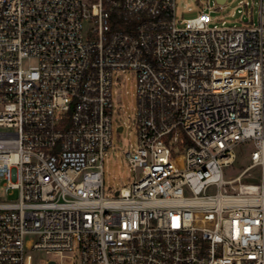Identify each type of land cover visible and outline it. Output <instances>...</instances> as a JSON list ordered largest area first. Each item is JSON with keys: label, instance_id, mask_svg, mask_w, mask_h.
I'll list each match as a JSON object with an SVG mask.
<instances>
[{"label": "built area", "instance_id": "obj_1", "mask_svg": "<svg viewBox=\"0 0 264 264\" xmlns=\"http://www.w3.org/2000/svg\"><path fill=\"white\" fill-rule=\"evenodd\" d=\"M257 3L258 22L219 26L204 9L178 17L177 0H0V264H264ZM127 69L140 175L106 197ZM243 143L248 163L226 179Z\"/></svg>", "mask_w": 264, "mask_h": 264}, {"label": "rangeland", "instance_id": "obj_2", "mask_svg": "<svg viewBox=\"0 0 264 264\" xmlns=\"http://www.w3.org/2000/svg\"><path fill=\"white\" fill-rule=\"evenodd\" d=\"M258 0H227L224 7L219 8L216 0H177V15L180 18H191L204 9L216 17L219 26L242 25L251 21L258 22ZM243 2V5L240 3ZM212 8V10L209 9ZM216 8V9H214ZM214 9V10H213ZM90 23L84 22V32L90 30ZM137 76L132 70L115 73L113 84V101L116 107L114 113V136L112 146L105 151L103 159L105 196L115 197V192L124 186H129L140 175L129 160L127 152L137 149V132L135 122L138 116L137 108ZM119 125H124L123 131H118ZM252 150L251 143H243L238 147V159L234 165L225 169V178L237 176L248 163V154ZM253 178L248 181L258 182L259 171L251 170ZM35 257L41 263L49 257L44 251L35 252ZM60 264V261H59ZM62 264H71V259L65 257Z\"/></svg>", "mask_w": 264, "mask_h": 264}, {"label": "trees", "instance_id": "obj_3", "mask_svg": "<svg viewBox=\"0 0 264 264\" xmlns=\"http://www.w3.org/2000/svg\"><path fill=\"white\" fill-rule=\"evenodd\" d=\"M109 5V3H107ZM111 22H112V28L116 29L119 27H125V21L120 17L119 13L116 11V9L111 10Z\"/></svg>", "mask_w": 264, "mask_h": 264}, {"label": "water", "instance_id": "obj_4", "mask_svg": "<svg viewBox=\"0 0 264 264\" xmlns=\"http://www.w3.org/2000/svg\"><path fill=\"white\" fill-rule=\"evenodd\" d=\"M217 1L223 3L225 0H217ZM118 130H119V131H122V130H123V126L120 125V126L118 127Z\"/></svg>", "mask_w": 264, "mask_h": 264}]
</instances>
